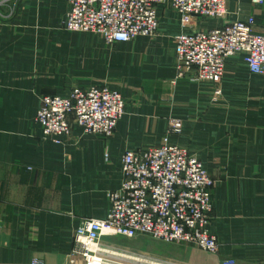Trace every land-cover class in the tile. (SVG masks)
Wrapping results in <instances>:
<instances>
[{
	"label": "crops",
	"instance_id": "0c3cea01",
	"mask_svg": "<svg viewBox=\"0 0 264 264\" xmlns=\"http://www.w3.org/2000/svg\"><path fill=\"white\" fill-rule=\"evenodd\" d=\"M226 3L223 20L197 18L186 31L251 18L254 31H262L264 4ZM68 8L66 0H0V264H70L77 228L103 218L108 193L122 186L123 153L156 146L169 132L216 181L210 229L221 252L152 240L149 248L142 244L147 237L119 240L122 246L158 263L264 264V76L235 56L220 95L192 73L177 78L182 28L169 1L158 6L154 36L111 45L66 31ZM93 86L126 98L114 136H84L75 128L64 146L43 140L40 99ZM109 238L103 242L117 241Z\"/></svg>",
	"mask_w": 264,
	"mask_h": 264
},
{
	"label": "built area",
	"instance_id": "2783aa9c",
	"mask_svg": "<svg viewBox=\"0 0 264 264\" xmlns=\"http://www.w3.org/2000/svg\"><path fill=\"white\" fill-rule=\"evenodd\" d=\"M63 27L91 33L106 44L152 37L160 27L158 6L169 1L180 17L182 32L175 38L176 77L194 74L195 82L218 86L230 58L242 56L252 74L264 76V28L255 32L254 20L232 22L212 29L190 28L194 19L223 20L226 0H66ZM264 4V0H254ZM221 94V89L215 91ZM126 110V98L107 86L75 87L64 95L44 96L36 123L43 140L64 146L75 128L84 136L110 139ZM171 133L146 150L128 149L122 155V186L108 193L103 218L86 219L77 228L70 264L158 263L144 253L109 245L104 237H149L165 244L191 245L210 255L222 249L211 232L216 181L204 162L187 147L172 143ZM110 154H105L109 160ZM31 169V168H30ZM226 264H234L228 261Z\"/></svg>",
	"mask_w": 264,
	"mask_h": 264
},
{
	"label": "rangeland",
	"instance_id": "374dc122",
	"mask_svg": "<svg viewBox=\"0 0 264 264\" xmlns=\"http://www.w3.org/2000/svg\"><path fill=\"white\" fill-rule=\"evenodd\" d=\"M148 238V240H150V241H148L147 239L146 240H144V241H142V244L144 245V246H146V247H149V248H154V243H152V241H154V240H152L151 238H149V237H147ZM111 241H114V240H117V241H114L112 244H114L115 246H119V247H123L122 246V242H120L121 240H130V239H128V238H123V237H116V238H109ZM134 239H136V238H134ZM120 240V241H119ZM132 240V239H131ZM152 240V241H151ZM154 242H156V243H159V242H157V241H154ZM109 244V243H108ZM112 244H109V245H112ZM133 264H146V263H133Z\"/></svg>",
	"mask_w": 264,
	"mask_h": 264
},
{
	"label": "bare ground",
	"instance_id": "6f19581e",
	"mask_svg": "<svg viewBox=\"0 0 264 264\" xmlns=\"http://www.w3.org/2000/svg\"><path fill=\"white\" fill-rule=\"evenodd\" d=\"M134 260H136L137 262H139V263H144V260H140V259H138V258H134Z\"/></svg>",
	"mask_w": 264,
	"mask_h": 264
}]
</instances>
